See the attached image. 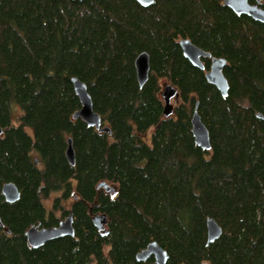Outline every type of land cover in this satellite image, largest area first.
<instances>
[{
    "label": "trees",
    "instance_id": "16d2710c",
    "mask_svg": "<svg viewBox=\"0 0 264 264\" xmlns=\"http://www.w3.org/2000/svg\"><path fill=\"white\" fill-rule=\"evenodd\" d=\"M180 38L225 58L226 97L204 76L209 60L193 66ZM73 76L110 134L72 118ZM161 82L179 92L169 117ZM195 108L208 150L191 133ZM0 126V264H155L136 259L152 240L167 264H264V24L222 0H0ZM56 212H72L73 235L30 246L25 231L57 225ZM97 212L107 235L91 221ZM208 217L222 233L207 244Z\"/></svg>",
    "mask_w": 264,
    "mask_h": 264
},
{
    "label": "water",
    "instance_id": "95a60500",
    "mask_svg": "<svg viewBox=\"0 0 264 264\" xmlns=\"http://www.w3.org/2000/svg\"><path fill=\"white\" fill-rule=\"evenodd\" d=\"M143 7L149 6L155 0H135ZM255 3H250L249 0H222L223 4L230 8L237 15H246L255 21L264 24V8L259 5L261 0H254ZM179 46L182 50L183 56L195 67L205 70L203 58L209 60V67L204 72L206 80L214 85L220 92L222 97H226L228 93V82L223 73L226 60L221 56H214L209 51L203 50L197 45L193 44L188 38H180ZM137 81L140 86L147 80L149 73V56L146 51L140 52L134 61ZM71 83L75 94L78 96L81 107L72 113V118H80L87 126L95 128L99 132L111 133L109 126L103 125L100 116L93 110L92 100L87 91V86L79 78L71 77ZM163 101V116L169 117L173 113V105L171 99L178 98L179 92L171 83H164L160 91ZM0 126V134L2 133ZM191 133L194 142L202 149H210L209 133L199 114L195 108L191 116ZM65 155L68 162L73 165L75 162L74 150L72 147L71 138L67 139V147ZM98 187L104 188L110 195L116 193V185H110L105 182H100ZM2 195L8 202H14L19 198V191L13 182H6L1 188ZM91 221L102 236L107 235L109 230L107 228V216L104 213H92ZM0 226H3L0 220ZM6 233H9L8 228H4ZM74 233L73 228V214L70 212L63 219H61L55 226H41L40 224L32 225L25 231L26 239L30 246L38 247L43 245L46 241L62 236H71ZM222 233L221 226L214 218L208 217L206 219V243H211L216 240ZM152 257L155 264H167V252L154 240L150 241L145 248L141 249L136 254L137 260H146Z\"/></svg>",
    "mask_w": 264,
    "mask_h": 264
},
{
    "label": "rangeland",
    "instance_id": "374dc122",
    "mask_svg": "<svg viewBox=\"0 0 264 264\" xmlns=\"http://www.w3.org/2000/svg\"><path fill=\"white\" fill-rule=\"evenodd\" d=\"M165 83H166V82H165ZM163 84H164V82H161V89H162ZM176 99H177V98H176ZM176 99H175V98L171 99V104H172L173 106H175V105L178 103V101H177ZM19 113H20V108H19L17 105H15V104L12 105L13 122H17V121H16V118L18 117ZM57 195H60V192H54V193L51 194V196H50L48 199L44 200V204H45V206H46L47 208H51V206H52V200H53V198H54L55 196H57ZM62 203H63V205H64L65 207H69L70 204L72 203V199L69 198V199H67L66 201H63ZM55 214L58 215V212H56ZM58 217H59V218H62V217L59 216V215H58ZM91 264H93V263H91Z\"/></svg>",
    "mask_w": 264,
    "mask_h": 264
},
{
    "label": "flooded vegetation",
    "instance_id": "af4514ba",
    "mask_svg": "<svg viewBox=\"0 0 264 264\" xmlns=\"http://www.w3.org/2000/svg\"><path fill=\"white\" fill-rule=\"evenodd\" d=\"M249 2L250 3H255V1L254 0H249ZM261 2V1H260ZM68 215V214H67ZM65 217V216H64ZM64 217H62V218H60L59 220H58V222L61 220V219H63ZM58 224V223H57Z\"/></svg>",
    "mask_w": 264,
    "mask_h": 264
}]
</instances>
